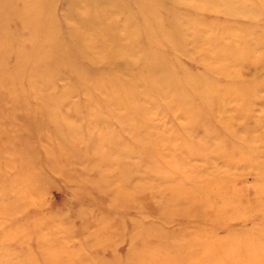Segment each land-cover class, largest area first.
Returning <instances> with one entry per match:
<instances>
[{
    "label": "rangeland",
    "instance_id": "rangeland-1",
    "mask_svg": "<svg viewBox=\"0 0 264 264\" xmlns=\"http://www.w3.org/2000/svg\"><path fill=\"white\" fill-rule=\"evenodd\" d=\"M35 1L0 0V264H264V0Z\"/></svg>",
    "mask_w": 264,
    "mask_h": 264
},
{
    "label": "bare ground",
    "instance_id": "bare-ground-1",
    "mask_svg": "<svg viewBox=\"0 0 264 264\" xmlns=\"http://www.w3.org/2000/svg\"><path fill=\"white\" fill-rule=\"evenodd\" d=\"M37 1V0H36ZM35 1V2H36ZM55 1V0H54ZM70 1H71V3H70ZM115 1H117V0H115ZM120 2L122 1V0H119ZM69 3H70V5L71 6H75L76 5V3H75V1H73V0H69ZM122 3V2H121ZM114 4H115V2H114ZM117 5V4H116ZM122 5V4H121ZM119 6V5H118ZM31 7V6H30ZM29 7V10H31V8ZM34 9H37L38 11H41V12H38V13H40L39 14V16H40V20H41V23H42V21H43V19H44V16H53V10H45L46 8H48V6H46L45 4H43V1L41 0L40 2L39 1H37V3L35 4V6L33 7ZM75 9H77V8H74V10H73V16H72V19L74 18V21L77 23V24H79V23H81V25L82 26H77V27H74V29L75 30H77V34H78V31L80 32V30H82V28L83 29H85V32L89 35V36H93V34H92V32H104V34H105V32L106 31H109L108 29H107V26H105V24H108V23H105V21H106V19H107V15H105V17L102 19L101 18V20L99 21V18L95 15L96 13H95V11H94V14L92 15V13H91V15H89V16H85L84 14H80V13H77V11H75ZM144 14V13H143ZM142 14V15H143ZM131 15H132V18L134 19V18H136V16L133 14V13H131ZM65 17H66V14H65ZM148 19V18H147ZM146 21V20H145ZM148 21V20H147ZM84 24H83V23ZM86 23L88 24V25H86ZM150 23V22H149ZM150 25V24H149ZM119 27V26H118ZM122 28V30L124 29V27L122 26L121 27ZM140 29V28H139ZM151 29V28H150ZM112 30V29H111ZM125 30V29H124ZM123 30V31H124ZM114 31V30H113ZM126 31V30H125ZM92 34V35H91ZM104 34H102L103 35V40H104V38H107V37H104ZM128 35V34H127ZM107 36V35H106ZM125 36H126V34H125ZM113 38V36H111V38H107L108 40L109 39H112ZM116 39H118L119 40V38L116 36ZM115 39V41L114 42H112V43H110L111 45H115V43L118 41V40H116ZM123 39V38H122ZM127 39V38H126ZM91 41H92V39H91ZM111 41V40H110ZM85 42H87V40H85V39H79L78 37H77V39L76 40H74L73 41V44L76 46V47H79V49H80V46H82L83 47V45L85 44ZM90 42V41H89ZM96 42H98L97 40H96ZM103 42V41H102ZM104 42H105V40H104ZM94 43V42H93ZM96 44V43H95ZM105 44H106V42H105ZM80 45V46H79ZM98 45V44H97ZM100 45V44H99ZM96 46V45H95ZM101 46V48L102 47H104V45H100ZM91 47V46H90ZM99 48V47H98ZM78 49V50H79ZM95 50L97 49V48H94ZM98 50V49H97ZM96 50V51H97ZM102 50H103V48H102ZM99 51V50H98ZM101 51V50H100ZM91 53H92V51H90ZM102 52V51H101ZM103 52H105V50H103ZM81 53V55L82 54H84V52L83 51H81L80 52ZM93 55V54H92ZM91 62V61H90ZM5 127V126H4Z\"/></svg>",
    "mask_w": 264,
    "mask_h": 264
}]
</instances>
